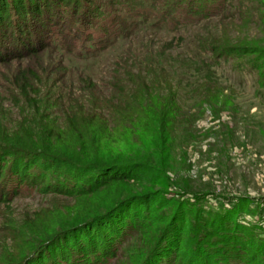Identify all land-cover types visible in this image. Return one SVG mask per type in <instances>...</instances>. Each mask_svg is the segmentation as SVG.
<instances>
[{"label":"trees","instance_id":"1","mask_svg":"<svg viewBox=\"0 0 264 264\" xmlns=\"http://www.w3.org/2000/svg\"><path fill=\"white\" fill-rule=\"evenodd\" d=\"M84 1L0 0V64L7 66L11 58L31 60L13 76L12 86L33 118L16 131L0 124V210L26 188L68 196L75 203L68 212L54 210L40 221L30 217L20 227L12 214L0 213L12 233L6 237L12 246L0 248V264H104L132 235H141L145 246L128 264H168L170 257L175 264H221L231 254L242 264H264L259 259L264 245L249 239V228L231 216L164 197L172 187L187 198L210 194L174 182L170 175L185 149L211 136L200 126L207 112L220 121L224 114L239 113L234 89L217 71L219 60L234 54L233 49L199 38L192 56L172 62L166 78L133 82L121 67L110 78L107 94L96 91L89 78L79 85L92 86L87 92L82 87L54 89L32 60L45 50L69 51L75 45L81 46L77 55L84 60L98 58L116 34L107 25L96 29L98 11L83 7ZM136 1L141 10L140 0L118 4ZM137 15L143 18L140 11ZM140 25L122 21L118 35L138 31ZM246 52L264 55L258 48ZM262 88L257 80L254 94ZM57 102L59 122L53 110ZM251 111L247 107L246 119H257ZM220 125L226 130L217 134L221 154L227 155L235 132ZM167 208L175 213L164 215Z\"/></svg>","mask_w":264,"mask_h":264},{"label":"rangeland","instance_id":"2","mask_svg":"<svg viewBox=\"0 0 264 264\" xmlns=\"http://www.w3.org/2000/svg\"><path fill=\"white\" fill-rule=\"evenodd\" d=\"M181 1L140 0L139 10L136 9L138 1L127 6L126 2L118 4V0H85L83 7L98 11L96 29L107 25L116 33L111 38L110 47L98 58L84 60L77 55L81 46L74 44L69 51L45 50L32 62L37 63L39 71L43 77H48L54 89L65 91L66 87H82L87 92L92 86L79 85L89 78L96 91L107 94L110 78L120 73L121 67L133 82L142 77L153 82L163 76L166 78L172 62L183 54L192 56L195 41L199 38L211 39L208 45L213 47L233 49L234 54L219 60L217 71L234 89L232 96L240 103L239 113L224 114L220 121L207 112L200 126L210 130L211 136L207 141L185 149V156L178 158L180 165L175 175H170L174 182H186L193 191L206 190L210 194L206 198H187L172 187L164 197L178 203H189L208 214L231 216L239 226L250 229L249 239L253 237L264 245V88L255 94L253 89L257 80L264 87V55L261 54L260 58L246 52L251 48L264 51V0H193L191 5L190 0L186 3ZM138 11L143 18L137 15ZM65 13L68 15L69 10ZM143 20L147 24L140 25ZM122 21L135 26L139 24L140 29L118 35ZM93 34L98 35L96 32ZM30 61L21 57L11 58L7 66L0 64V124L5 130L16 131L26 122L33 121L12 86L13 76ZM59 104L57 102L53 108L58 122L62 117ZM247 107H252L251 114L257 113V119H246ZM109 123L115 124L116 121ZM222 123L235 132V145L226 151L227 155L221 154L222 137L217 135H223L225 128L220 125ZM183 162L186 164L181 165ZM74 204L71 197L39 195L26 188L9 206L1 207L0 213L12 214L15 225L20 227L30 217H37L40 221L54 210L68 212ZM163 213L173 215L175 212L167 208ZM4 225V220L0 219V248L5 246L8 249L12 246L8 241L12 233ZM14 237L16 240L19 236ZM144 246L141 235L129 236L115 256L104 264H128L131 255L142 251ZM13 247H18L16 241ZM225 258L221 264H242L232 254ZM170 259L168 264H175L172 257ZM259 259L264 260V256Z\"/></svg>","mask_w":264,"mask_h":264}]
</instances>
